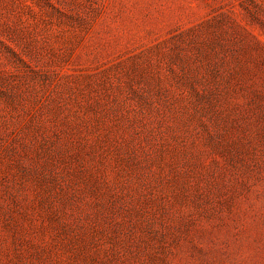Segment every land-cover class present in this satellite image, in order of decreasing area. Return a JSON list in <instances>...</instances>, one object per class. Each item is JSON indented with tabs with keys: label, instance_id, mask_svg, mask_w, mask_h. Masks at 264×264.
Returning <instances> with one entry per match:
<instances>
[{
	"label": "rangeland",
	"instance_id": "rangeland-1",
	"mask_svg": "<svg viewBox=\"0 0 264 264\" xmlns=\"http://www.w3.org/2000/svg\"><path fill=\"white\" fill-rule=\"evenodd\" d=\"M0 264H264V0H0Z\"/></svg>",
	"mask_w": 264,
	"mask_h": 264
}]
</instances>
